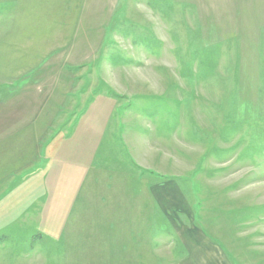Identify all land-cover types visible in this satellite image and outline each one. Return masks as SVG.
<instances>
[{
    "label": "rangeland",
    "instance_id": "rangeland-1",
    "mask_svg": "<svg viewBox=\"0 0 264 264\" xmlns=\"http://www.w3.org/2000/svg\"><path fill=\"white\" fill-rule=\"evenodd\" d=\"M0 264H264V0H0Z\"/></svg>",
    "mask_w": 264,
    "mask_h": 264
}]
</instances>
